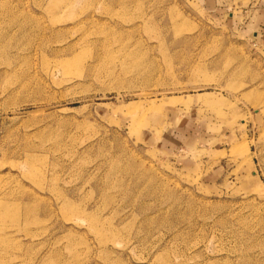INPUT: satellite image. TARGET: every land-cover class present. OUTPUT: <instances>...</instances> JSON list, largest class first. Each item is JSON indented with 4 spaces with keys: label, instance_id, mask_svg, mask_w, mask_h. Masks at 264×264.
<instances>
[{
    "label": "rangeland",
    "instance_id": "374dc122",
    "mask_svg": "<svg viewBox=\"0 0 264 264\" xmlns=\"http://www.w3.org/2000/svg\"><path fill=\"white\" fill-rule=\"evenodd\" d=\"M263 116L264 0H0V264H264Z\"/></svg>",
    "mask_w": 264,
    "mask_h": 264
},
{
    "label": "crops",
    "instance_id": "0c3cea01",
    "mask_svg": "<svg viewBox=\"0 0 264 264\" xmlns=\"http://www.w3.org/2000/svg\"><path fill=\"white\" fill-rule=\"evenodd\" d=\"M179 120H180L179 118H175L176 125L179 124ZM262 122H264V116L262 118ZM184 135H185V133H184ZM189 135H187V136H189V140L193 141L194 145H196L197 141L202 140V135L203 134H202V131H201V127L197 126L195 129H192V131H190Z\"/></svg>",
    "mask_w": 264,
    "mask_h": 264
},
{
    "label": "bare ground",
    "instance_id": "6f19581e",
    "mask_svg": "<svg viewBox=\"0 0 264 264\" xmlns=\"http://www.w3.org/2000/svg\"><path fill=\"white\" fill-rule=\"evenodd\" d=\"M123 2V1H122ZM139 104V103H138ZM138 104H136L134 107H132V110L135 112L138 108H139V106H141V105H138ZM140 104H142V103H140ZM2 211V210H1ZM7 214V213H6Z\"/></svg>",
    "mask_w": 264,
    "mask_h": 264
}]
</instances>
